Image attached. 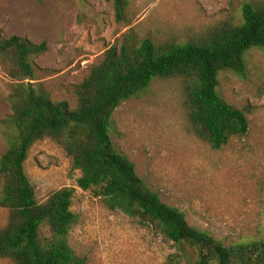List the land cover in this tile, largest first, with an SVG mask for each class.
Returning a JSON list of instances; mask_svg holds the SVG:
<instances>
[{
  "label": "rangeland",
  "instance_id": "1",
  "mask_svg": "<svg viewBox=\"0 0 264 264\" xmlns=\"http://www.w3.org/2000/svg\"><path fill=\"white\" fill-rule=\"evenodd\" d=\"M245 4L264 8V0H131L117 21L111 1L0 0V32L46 52L31 58L36 88L53 102L76 107L74 89L88 77L105 52L125 36L135 44L200 45L221 26L240 25ZM243 72L221 71L217 93L244 113L248 128L214 149L198 136L180 77L156 78L114 110L109 137L117 153L166 205L188 224L225 246L264 235V50L242 55ZM14 81L0 63V157L16 132L5 122ZM38 203L63 188L74 189L71 210L77 221L68 236L73 252L86 264H168L175 247L139 216L110 211L90 191L77 187L79 171L50 139L36 142L24 164ZM8 212L0 208V230ZM42 237L48 230L41 229ZM0 264H13L0 259Z\"/></svg>",
  "mask_w": 264,
  "mask_h": 264
},
{
  "label": "trees",
  "instance_id": "2",
  "mask_svg": "<svg viewBox=\"0 0 264 264\" xmlns=\"http://www.w3.org/2000/svg\"><path fill=\"white\" fill-rule=\"evenodd\" d=\"M111 1L117 21L131 0ZM240 25L226 24L195 45H156L149 39L135 44L125 36L119 47L109 48L101 62L74 89L76 107L53 102L36 88V67L31 58L46 52L45 44L3 38L0 63L14 81L7 97L11 115L6 124L16 132L0 157V208L8 212L0 230V259L13 264H86L70 248L68 236L77 221L71 204L74 189L54 192L44 203L36 201L24 164L30 148L50 139L80 172L77 187L90 191L110 211L150 221L176 253L168 264H264V235L250 242L225 246L206 231L188 224L178 209L163 203L140 179L134 165L116 152L109 125L116 107L135 97L153 79L180 77L186 104L198 136L218 149L231 137L245 135L243 112L226 104L217 93L221 71L243 72L245 51L264 50V8L245 4ZM45 227L48 237H42Z\"/></svg>",
  "mask_w": 264,
  "mask_h": 264
}]
</instances>
